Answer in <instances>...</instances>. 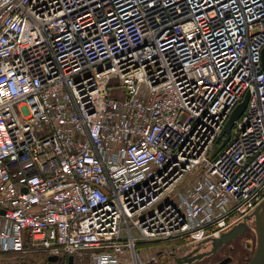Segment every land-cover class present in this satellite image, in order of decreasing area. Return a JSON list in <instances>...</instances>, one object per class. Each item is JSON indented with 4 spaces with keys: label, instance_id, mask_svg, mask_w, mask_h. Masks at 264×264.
Masks as SVG:
<instances>
[{
    "label": "built area",
    "instance_id": "obj_1",
    "mask_svg": "<svg viewBox=\"0 0 264 264\" xmlns=\"http://www.w3.org/2000/svg\"><path fill=\"white\" fill-rule=\"evenodd\" d=\"M263 49L264 0H0V254L169 264L247 221Z\"/></svg>",
    "mask_w": 264,
    "mask_h": 264
},
{
    "label": "water",
    "instance_id": "obj_2",
    "mask_svg": "<svg viewBox=\"0 0 264 264\" xmlns=\"http://www.w3.org/2000/svg\"><path fill=\"white\" fill-rule=\"evenodd\" d=\"M263 56V67H264V49L262 52ZM249 95L248 93L245 94V97L241 102H239L236 107L230 113L220 135L216 139L213 148L210 152V157L216 155V153L226 144V142L231 137V130L234 125V121L239 118V116L243 113L246 108L248 102ZM224 138L222 139V137ZM220 140H222L220 142ZM193 176V175H191ZM190 176V177H191ZM254 218V227L257 233V246L250 257L243 264H264V200L257 206V208L249 214L248 218ZM248 227L247 221H240L234 226H232L227 231L223 232L219 237H216L212 240V248L204 250L202 252L193 253L190 251L186 255L176 257L177 264H185V263H192L196 260L202 259L204 256L209 255L210 253L217 250L218 247L223 245L224 243L232 240L234 237L238 236L241 232H243ZM57 260H59V256L57 254H49L47 256V264H58ZM230 258H225L220 261L218 264H226ZM68 264H74V257L73 255H69L68 257Z\"/></svg>",
    "mask_w": 264,
    "mask_h": 264
},
{
    "label": "flooded vegetation",
    "instance_id": "obj_3",
    "mask_svg": "<svg viewBox=\"0 0 264 264\" xmlns=\"http://www.w3.org/2000/svg\"><path fill=\"white\" fill-rule=\"evenodd\" d=\"M247 224H248V227L243 232H241L238 236H236L232 240L224 243L223 245L218 247L216 251L210 253L209 255L204 256L202 259H204L206 257L215 256V255L220 253L221 254L220 258L217 259L213 264H218L220 261H222L223 259L228 258V257L230 258V260L226 264H229L230 262H232V259H233L231 252H235V250L237 249L236 245L237 244L240 245L242 240L245 241L244 242L245 253L242 254V256L244 258L249 257L250 253L252 256L255 249H256V246H257V233H256V229L254 227V218L253 217L248 218ZM239 241H240V243H239ZM207 245H210L209 249H211L212 248V240L208 241V243H204L202 246L203 247L205 246V247L200 249V250H197V252H202L204 250H207V248H206ZM202 259H199V261H201ZM196 261H198V260H196Z\"/></svg>",
    "mask_w": 264,
    "mask_h": 264
},
{
    "label": "rangeland",
    "instance_id": "obj_4",
    "mask_svg": "<svg viewBox=\"0 0 264 264\" xmlns=\"http://www.w3.org/2000/svg\"><path fill=\"white\" fill-rule=\"evenodd\" d=\"M243 242V243H242ZM244 240L239 241L240 245L237 244L236 247L237 249L235 250V252H231L232 254V262H230L229 264H243L245 263V261H247L250 256L251 253L249 255V257H243L242 254L245 253V246H244ZM210 245H207V249H209ZM38 253V252H37ZM220 253L215 255V256H211V257H206L204 259H202L201 261H195L193 263H187V264H213L217 259L220 258ZM0 264H47L45 262V257L43 256V254L38 253L37 256H22L21 254H0ZM81 264H88V261H83L81 262ZM169 264H177L175 261L173 262H169ZM186 264V263H185Z\"/></svg>",
    "mask_w": 264,
    "mask_h": 264
},
{
    "label": "trees",
    "instance_id": "obj_5",
    "mask_svg": "<svg viewBox=\"0 0 264 264\" xmlns=\"http://www.w3.org/2000/svg\"><path fill=\"white\" fill-rule=\"evenodd\" d=\"M38 253H41L43 254V256L45 257V260L47 259V255L44 253V252H38ZM37 252H31V253H28V254H23V253H15V254H21L22 256H37L38 255Z\"/></svg>",
    "mask_w": 264,
    "mask_h": 264
}]
</instances>
